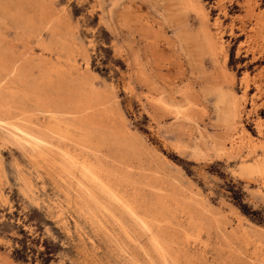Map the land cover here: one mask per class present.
Masks as SVG:
<instances>
[{
  "label": "rangeland",
  "instance_id": "obj_1",
  "mask_svg": "<svg viewBox=\"0 0 264 264\" xmlns=\"http://www.w3.org/2000/svg\"><path fill=\"white\" fill-rule=\"evenodd\" d=\"M0 59L84 104L0 115V264H264V0H0Z\"/></svg>",
  "mask_w": 264,
  "mask_h": 264
},
{
  "label": "bare ground",
  "instance_id": "obj_2",
  "mask_svg": "<svg viewBox=\"0 0 264 264\" xmlns=\"http://www.w3.org/2000/svg\"><path fill=\"white\" fill-rule=\"evenodd\" d=\"M259 22V21H258ZM259 34V33H258ZM205 39V38H204ZM42 40H43V38H42ZM261 41L262 40H260V43H261ZM42 43V42H41ZM43 44H45V43H43ZM257 44H258V42H257ZM262 45V44H261ZM52 46V45H51ZM249 47H252V46H250L249 45ZM256 47H258V46H256ZM259 47H260V45H259ZM259 47H258V49H259ZM219 48V47H218ZM253 48H254V46H253ZM45 49V48H44ZM243 49V48H242ZM46 50H48V49H46ZM49 51V50H48ZM245 51V50H244ZM30 52V51H29ZM42 52V51H41ZM225 53V52H224ZM40 54V53H39ZM45 54V53H44ZM260 54V53H259ZM244 55V54H243ZM45 56V55H44ZM43 56V57H44ZM225 56H226V53H225ZM41 59V58H40ZM251 59V58H250ZM257 60V59H256ZM38 62V61H37ZM50 62V61H49ZM34 63H35V61H34ZM39 63V62H38ZM39 65V64H38ZM178 66H179V64H178ZM49 73L47 74V75H45L44 77H43V79H42V86L40 87V89H35V91H33L32 93H28V92H24L25 91V89H24V85L26 84V80H25V75H24V73L20 70V69H18L17 68V66L14 64V63H12V64H6V62H4V61H2L1 59H0V82H1V86H0V115H6L7 114V116H9V115H12V116H14V117H17V120L19 121V122H22L23 124H25V125H27V126H29L30 127V129H32L33 131H35L36 132V134L34 133L33 135L32 134H29V132H27V130H25V129H23V128H21V127H14V130L16 131V133L18 134L17 136H19V137H23V138H25L26 136L28 137H31L33 140V142H34V144H36V145H43L44 143L45 144H47L46 143V139L47 138H54L55 136H59V137H62L63 136V134H62V132H60L59 131V129L58 128H60L59 127V118H61V116H65V112H64V110H69L70 108L71 109H74V110H78V109H81L82 107H83V102L82 101H80V100H72V98H71V94H69L70 92H69V90H68V88H67V85H66V83L65 82H63V81H59V83H57V82H53V80H52V78H51V72H52V68H50L49 69V71H48ZM223 72V71H222ZM169 73V72H168ZM261 73V72H260ZM259 73V74H260ZM11 74V75H10ZM54 74V73H53ZM180 74V73H179ZM10 75V76H9ZM12 75H14L15 77V80H14V78L13 77H11ZM225 75V74H224ZM223 75V76H224ZM168 76V75H167ZM170 76V75H169ZM261 76V75H260ZM9 78L10 80H12L11 82H10V80L9 81H7V82H5L4 80L6 79V78ZM224 77H226V76H224ZM229 77V76H228ZM85 80V79H84ZM4 82V84H2ZM13 83V82H15V83H18L19 82V86L18 87H20L18 90H13V88H11V89H6V90H4L5 88H6V85L8 84V83ZM244 84V83H243ZM258 84V83H257ZM259 85V84H258ZM261 87H262V85H260ZM11 87H13L12 86V84H11ZM260 87V88H261ZM259 88V89H260ZM80 91V90H79ZM246 91H245V89H244V93H245ZM234 94V93H233ZM232 96V98L234 97L233 95H231ZM237 97V96H236ZM159 99V98H158ZM236 99V98H235ZM235 99H234V101H235ZM160 100V99H159ZM254 100V99H253ZM165 103V102H164ZM185 103V102H184ZM257 103V102H256ZM262 103V102H261ZM174 104V103H173ZM178 104V103H177ZM186 104V103H185ZM234 104H236L235 102H234ZM253 104H254V102H253ZM29 106V107H32L33 109H32V111L33 112H30V114H27V112H25V111H22V107L21 106ZM38 107H37V106ZM181 105V104H180ZM262 105V104H261ZM36 106V107H35ZM232 106H234V105H232ZM233 108H235V106L233 107ZM263 108V107H262ZM256 109H258V108H256ZM238 111V110H237ZM36 112H38V113H36ZM39 114H40V116L43 118V120H41V117L39 118ZM235 114V113H234ZM238 114V113H237ZM236 115V114H235ZM237 116V115H236ZM233 117V116H232ZM239 119V118H238ZM256 119V118H255ZM255 119H254V121H255ZM260 120V119H259ZM253 121V122H254ZM261 121V120H260ZM3 121L0 119V123H2ZM237 122V121H236ZM6 123V122H5ZM12 123V122H11ZM235 123V122H234ZM61 124H62V122H61ZM63 124H65V123H63ZM237 124V123H236ZM241 123H239V125H240ZM263 124V123H262ZM4 125V124H3ZM79 125V124H78ZM24 126V125H23ZM66 126V125H65ZM68 127V126H67ZM236 127V126H235ZM73 128V127H72ZM255 128H256V126H255ZM259 128V127H258ZM74 129V128H73ZM257 129V128H256ZM258 130V129H257ZM29 131V130H28ZM259 131H260V128H259ZM10 132V131H9ZM83 132V131H82ZM32 133V132H31ZM262 134V133H261ZM14 135H15V133H14ZM84 137V136H83ZM236 137V136H235ZM72 139V138H71ZM238 139V138H237ZM248 139V138H247ZM19 140H21V139H19ZM264 140V139H263ZM27 141V140H26ZM247 141V140H246ZM245 141V142H246ZM256 141V140H255ZM31 142V141H30ZM29 142V143H30ZM254 142V141H253ZM259 143H261V142H259ZM259 143L258 144H255V146H253V148L254 147H257V145L259 146ZM248 144H250V142H248ZM247 144V145H248ZM253 144V143H252ZM263 144V143H262ZM262 144H260V146L259 147H262ZM48 145V144H47ZM181 145V144H180ZM264 145V144H263ZM31 146H33L32 144H31ZM49 146H51V145H49ZM251 146V145H250ZM250 146H248V148L250 147ZM34 147H36V146H34ZM44 147V146H43ZM50 148V147H49ZM52 148H53V146H52ZM83 148V147H82ZM251 148H252V146H251ZM264 148V147H263ZM31 149V148H30ZM39 149V148H38ZM55 149H56V147H55ZM58 149H60V148H58ZM238 149V148H237ZM255 149V148H254ZM260 149V148H259ZM46 150H47V148H46ZM45 150V151H46ZM246 150H249V149H246ZM37 151V150H36ZM40 151H41V149L39 150V151H37L38 153H40ZM43 151V150H42ZM41 151V152H42ZM50 151H52V149L50 150ZM50 151H47V152H50ZM61 151V150H60ZM230 151V150H229ZM259 151V150H258ZM264 151V150H263ZM46 152V153H47ZM53 152V151H52ZM239 152V151H238ZM26 153V152H25ZM57 153V152H56ZM61 153V152H60ZM63 153V152H62ZM261 153H263L264 154V152H261ZM260 153V154H261ZM36 154V153H35ZM48 154V156H49V153H47ZM92 154V153H91ZM242 154V153H241ZM28 155V154H27ZM37 155V154H36ZM46 155V154H45ZM244 155V154H243ZM248 155V154H247ZM29 156V155H28ZM52 156V155H51ZM58 156V155H57ZM60 156V155H59ZM63 157H64V160H65V162L66 161H71L72 162V160H70V158H68L65 154L64 155H62ZM29 157H31V155L29 156ZM40 157V156H39ZM41 157H43V154H42V156ZM53 157V156H52ZM241 157V156H240ZM244 157H245V155H244ZM262 157H264V156H262ZM31 158H34V157H31ZM36 158V157H35ZM38 158V157H37ZM63 159L62 157H59V159ZM72 158V157H71ZM243 158V157H242ZM43 159V161H48V159L47 158H42ZM56 159H58L57 157H56ZM252 159V158H251ZM254 159V158H253ZM37 160V159H36ZM51 160V159H50ZM63 160V161H64ZM58 161V160H57ZM50 162V161H49ZM59 162V161H58ZM64 162V163H65ZM78 162V161H77ZM264 162V161H263ZM263 162H261L260 160H257V162H255V164L253 165V166H247L250 170H252V171H257V173L259 172V174L261 173V174H263L264 175V163ZM37 163H39V162H37ZM42 163V162H41ZM68 163V162H67ZM73 164H74V162H72ZM241 163V162H240ZM244 163V162H243ZM45 164V163H44ZM44 164H43V166H44ZM77 164H79V163H77ZM81 164V163H80ZM84 163H82V165H83ZM86 164V163H85ZM58 165V164H57ZM75 165V164H74ZM87 165V164H86ZM241 165V164H240ZM40 166V165H39ZM52 165H50V167H51ZM80 166V165H79ZM241 166H243V164L241 165ZM48 167H49V165H48ZM49 167V168H50ZM57 167V166H56ZM55 167V168H56ZM60 167H62V164H61V166ZM84 167H85V165H84ZM87 167V166H86ZM54 168V169H55ZM59 168V167H58ZM64 168V167H63ZM69 168V167H68ZM51 169H53V168H51ZM60 169V168H59ZM64 169H67V168H64ZM72 169H73V167H72ZM56 170V169H55ZM54 170V172H56ZM80 170V169H79ZM46 171V170H45ZM53 171V170H52ZM62 171V170H61ZM75 171H76V169H75ZM84 171H85V169H84ZM86 171L90 174V175H93V173L91 172V170L90 169H88V168H86ZM63 172V171H62ZM77 172V171H76ZM60 172L58 171V174H59ZM66 173H67V171H66ZM68 173H71V172H68ZM67 173V174H68ZM49 174H51V173H49ZM55 174H57V173H55ZM58 174H57V176H58ZM63 174V173H62ZM74 174V173H73ZM76 174H78V172L76 173ZM80 174H81V172H80ZM52 175V174H51ZM65 175V174H64ZM63 175V176H64ZM71 176H72V173L70 174ZM118 175V174H117ZM257 175V174H256ZM62 176V175H61ZM62 176V177H63ZM68 176V175H67ZM79 177H81L80 175H78ZM105 176V175H104ZM259 176V175H258ZM22 177H23V175H22ZM27 177V176H26ZM58 177H60V175L58 176ZM62 177H60L61 179H62ZM65 177V176H64ZM83 177V176H82ZM92 177H94V176H92ZM52 178H53V176H52ZM68 178V177H67ZM67 178H66V180H67ZM74 178V177H73ZM84 178V177H83ZM95 178V177H94ZM25 179V178H24ZM54 179V178H53ZM65 179V178H64ZM69 179H71V177H69ZM68 179V180H69ZM98 179V178H97ZM18 180V179H17ZM26 181H27V179H25ZM29 180V179H28ZM56 181V180H55ZM62 181H65V180H62ZM72 181V180H71ZM71 181H69V184H70V182ZM73 181H74V179H73ZM76 181V180H75ZM28 182V181H27ZM58 182V181H57ZM60 182V181H59ZM78 181H76V183H77ZM103 182V181H102ZM30 183V182H29ZM61 183V182H60ZM65 183V182H64ZM75 183V182H74ZM73 183V184H74ZM57 184H59V183H57ZM72 184V183H71ZM89 184V183H88ZM101 184V183H100ZM28 185V184H27ZM56 185V184H55ZM64 185V184H63ZM68 185V184H67ZM67 185L65 186V187H67ZM80 185V183L77 185V186H79ZM94 185V184H93ZM56 186H58V185H56ZM71 186H73V185H71ZM107 186V185H106ZM24 187V186H23ZM62 187V186H61ZM75 187V186H74ZM73 187V188H74ZM82 187V186H81ZM80 187V188H81ZM84 187V186H83ZM96 187V186H95ZM31 188H32V186H31ZM60 188V187H59ZM58 188V189H59ZM68 188V187H67ZM69 188H70V186H69ZM72 189V188H71ZM83 189H86V188H83ZM115 189V188H114ZM33 190V189H32ZM60 190V189H59ZM62 190H63V188H62ZM67 190V189H66ZM78 190V189H77ZM79 190H81V189H79ZM78 190V191H79ZM118 190H119V188H118ZM82 191L84 192L85 190H81V192H78V193H82ZM89 191V190H88ZM109 191V190H108ZM132 191V190H131ZM73 192V191H72ZM109 192H112L113 193V190L112 191H109ZM51 193V192H50ZM62 193V192H61ZM66 193V192H65ZM89 193H90V191H89ZM92 193V192H91ZM90 193V194H91ZM104 193V192H103ZM111 193V194H112ZM115 193H117V192H115ZM70 194V193H69ZM73 194V193H72ZM86 193H84V195H85ZM108 194V193H107ZM113 195V194H112ZM64 196H65V194H64ZM69 196V195H68ZM71 196V195H70ZM82 196V195H81ZM85 196H87V195H85ZM110 196V195H109ZM115 196V195H114ZM120 196V195H119ZM58 197V196H57ZM122 197V196H121ZM35 198V197H34ZM55 198V197H54ZM62 198V197H61ZM63 198H65V197H63ZM66 198H67V196H66ZM65 198V199H66ZM77 198V197H76ZM79 198V197H78ZM77 198V199H78ZM83 198V200H84V197H82ZM81 198V199H82ZM90 198V197H89ZM70 199V198H69ZM75 199V198H74ZM80 199V200H81ZM87 199V198H86ZM90 199H92V198H90ZM96 199V198H95ZM111 199V198H110ZM116 199V198H115ZM67 200H68V198H67ZM114 200V199H113ZM51 201V200H50ZM59 201H60V199H59ZM63 201H64V199H63ZM87 201V200H86ZM91 201V200H90ZM95 201H98V200H95ZM71 202V201H70ZM73 202V201H72ZM76 202V201H75ZM83 202V204H84V201H82ZM88 202V201H87ZM92 202V201H91ZM106 202V201H105ZM117 202H118V200H117ZM124 202H126L125 200H124ZM74 203V202H73ZM81 203V202H80ZM79 203V204H80ZM90 203V202H89ZM94 203V202H93ZM97 203H99V202H97ZM107 203V202H106ZM116 203V202H115ZM121 203V202H120ZM60 204V203H59ZM66 204V203H65ZM64 204V205H65ZM72 204V203H71ZM75 204V206H76V203H74ZM83 204H80V205H83ZM87 204V206H88V203H86ZM95 204V203H94ZM116 204H118V203H116ZM127 204V203H126ZM63 205V204H62ZM67 205H69V204H67ZM85 205V204H84ZM99 205V204H98ZM122 204H120V206H121ZM128 205V204H127ZM55 206H56V204H55ZM54 206V207H55ZM66 206V205H65ZM95 206H97V205H95ZM102 206V205H101ZM117 206H119V204L117 205ZM119 206V207H120ZM128 206H130V205H128ZM60 207H61V205H60ZM71 207V206H70ZM81 207V206H80ZM83 207V206H82ZM81 207V208H82ZM103 207V206H102ZM121 207H123V206H121ZM67 208V207H66ZM96 208V207H95ZM101 208V207H100ZM104 208V207H103ZM60 209V208H59ZM85 209V208H84ZM98 209V208H97ZM96 209V210H97ZM69 210V209H68ZM82 210H83V208H82ZM88 210V209H87ZM63 211V210H62ZM64 211H65V209H64ZM73 211V210H72ZM71 211V212H72ZM80 211V210H79ZM105 211H106V209H105ZM151 211V210H150ZM55 212H57V211H55ZM78 212V211H77ZM87 212V211H86ZM97 212V211H96ZM108 212V211H107ZM111 212V211H110ZM80 213V212H79ZM78 213V214H79ZM82 213H83V211H82ZM84 213H85V210H84ZM104 213V212H103ZM205 213V212H204ZM87 214V213H86ZM85 214V215H86ZM99 214V213H98ZM102 214V213H101ZM100 214V215H101ZM104 214H106V213H104ZM110 214V213H109ZM132 214V213H131ZM130 214V215H131ZM191 213H189V215H190ZM193 214V213H192ZM88 215V214H87ZM89 215H90V212H89ZM134 215V214H133ZM159 215V214H158ZM60 216V215H59ZM65 216V215H64ZM74 216V215H73ZM79 216V215H78ZM80 216H81V214H80ZM91 216V215H90ZM94 216V215H93ZM92 216V218L94 219V217ZM160 216V215H159ZM195 216H196V214H195ZM198 216H200V215H198ZM82 217V216H81ZM98 217V216H97ZM112 217V216H111ZM127 217V216H126ZM130 217V216H129ZM134 217V216H133ZM59 218V217H58ZM88 218H90V217H88ZM102 218V217H101ZM105 218V217H104ZM114 218V217H113ZM199 218H201V217H199ZM80 219V218H79ZM103 219V218H102ZM135 219V218H134ZM83 220H84V217H83ZM86 220V219H85ZM162 220V219H161ZM160 220V221H161ZM192 220V219H191ZM90 221V220H89ZM92 221V220H91ZM107 221V220H106ZM162 221H164V220H162ZM187 221V223H188V220H186ZM72 222V221H71ZM95 222H98L97 220H95ZM101 222V221H100ZM117 222V221H116ZM139 222V221H138ZM201 222L202 221H200V225H201ZM60 223V222H59ZM87 223V222H86ZM104 223H105V221H104ZM107 223V222H106ZM109 223V222H108ZM140 223H142L141 221H140ZM164 223V222H163ZM186 223V224H187ZM194 223H196L195 221H194ZM74 224H76V222L74 223ZM88 224H89V222H88ZM87 224V225H88ZM93 224V223H92ZM95 224V223H94ZM137 224V223H136ZM146 224V223H145ZM144 224V225H145ZM150 224V223H149ZM153 224V223H152ZM62 225V224H61ZM118 225H119V222H118ZM132 225L134 226V224L132 223ZM154 225V224H153ZM158 225H160V224H158ZM161 225H163L162 223H161ZM160 225V226H161ZM200 225H199V227H200ZM73 226V225H72ZM95 226H97V224H95ZM98 226H100V224L98 225ZM108 226H110V224L108 225ZM160 226H159V229L161 230V228H160ZM193 226V225H192ZM191 226V227H192ZM91 227H92V225H91ZM114 227V226H113ZM115 227H116V225H115ZM127 227V226H126ZM146 227V226H145ZM195 227H198V226H195ZM194 227V228H195ZM96 228V227H95ZM136 228V227H135ZM147 228H149V227H147ZM67 229V228H66ZM94 229V228H93ZM98 229H100V231L102 230L101 228H98ZM121 229V228H120ZM145 229V228H144ZM197 229H199V228H197ZM135 230V229H134ZM159 230V231H160ZM92 231V230H91ZM99 231V230H98ZM146 231H147V229H146ZM93 232V231H92ZM102 232V231H101ZM124 232V231H123ZM161 232V231H160ZM159 232V233H160ZM164 232V235H165V230L163 231ZM163 232H162V234H163ZM68 233V232H67ZM102 233H104V232H102ZM110 233V232H109ZM121 233V232H120ZM135 233V232H134ZM152 233V232H151ZM95 234V233H94ZM102 235V234H101ZM105 235V234H104ZM108 235H111V234H108ZM116 235V234H115ZM163 235V236H164ZM97 236V235H96ZM145 236V235H144ZM146 236H147V234H146ZM145 236V237H146ZM187 236V235H186ZM86 237V236H85ZM104 237V236H103ZM108 237V236H107ZM112 237V236H111ZM149 237V236H148ZM155 238H156V236H154ZM96 238V237H95ZM102 238V237H101ZM106 238V237H105ZM128 238V237H127ZM140 238V237H139ZM143 238V237H142ZM158 238V237H157ZM188 238V237H187ZM103 239V238H102ZM113 240H115L114 238H112ZM144 239V238H143ZM149 239H150V237H149ZM95 240V239H94ZM97 240V239H96ZM103 240H105V239H103ZM131 240V239H130ZM157 240V239H156ZM88 241V240H87ZM116 241V240H115ZM120 241V240H119ZM106 242V241H105ZM159 242H161V240H159ZM92 243V242H91ZM112 243V242H111ZM135 243H136V241H135ZM138 243V242H137ZM157 243V242H156ZM162 243V242H161ZM103 244H104V242H103ZM139 244V243H138ZM113 245H115V244H113ZM160 245V244H159ZM162 245V244H161ZM164 245H166V244H164ZM111 246H112V244H111ZM110 246V247H111ZM119 246V245H118ZM136 246V245H135ZM94 247V246H93ZM116 247H117V245H116ZM141 247V246H140ZM143 247V246H142ZM141 247V248H142ZM151 247V246H150ZM157 247V246H156ZM119 248H121V247H119ZM161 249H162V246L160 247ZM165 248V247H164ZM99 249V248H98ZM150 249V248H149ZM154 249V248H153ZM160 249V250H161ZM111 250H112V248H111ZM119 250V249H118ZM121 250V249H120ZM123 250V249H122ZM141 250H144L143 248L141 249ZM158 250V249H157ZM95 251H97V250H95ZM152 251V250H151ZM122 252V251H121ZM144 252V251H143ZM146 252V251H145ZM162 252V251H161ZM114 253V252H113ZM142 253V252H141ZM147 253V252H146ZM263 253V252H262ZM145 254V253H144ZM162 254V253H161ZM164 255L163 256H165L166 255V253H163ZM88 255V254H87ZM146 255V254H145ZM117 256H119V255H117ZM126 256H128V254L126 255ZM133 256V255H132ZM85 257V256H84ZM161 257V256H160ZM120 258H121V256H120ZM128 258H129V256H128ZM136 258V257H135ZM134 258V259H135ZM148 258V257H147ZM262 258V257H261ZM87 259V258H86ZM121 260V259H120ZM136 260V259H135ZM86 261V260H85ZM93 261V260H92ZM128 261V260H127ZM152 261V260H151ZM87 262V261H86ZM99 262V261H98ZM149 262V261H148ZM82 263H83V261H82ZM81 263V264H82ZM91 263V262H90ZM120 263V262H119ZM126 263V262H125ZM140 263H141V261H140ZM73 264V263H72Z\"/></svg>",
  "mask_w": 264,
  "mask_h": 264
},
{
  "label": "trees",
  "instance_id": "obj_3",
  "mask_svg": "<svg viewBox=\"0 0 264 264\" xmlns=\"http://www.w3.org/2000/svg\"><path fill=\"white\" fill-rule=\"evenodd\" d=\"M243 211H244V209H242ZM244 212H246V211H244Z\"/></svg>",
  "mask_w": 264,
  "mask_h": 264
}]
</instances>
